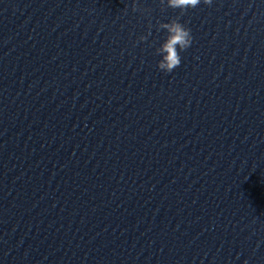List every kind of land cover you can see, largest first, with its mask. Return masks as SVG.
Wrapping results in <instances>:
<instances>
[{"label": "water", "instance_id": "water-1", "mask_svg": "<svg viewBox=\"0 0 264 264\" xmlns=\"http://www.w3.org/2000/svg\"><path fill=\"white\" fill-rule=\"evenodd\" d=\"M0 264H264V0H0Z\"/></svg>", "mask_w": 264, "mask_h": 264}, {"label": "clouds", "instance_id": "clouds-1", "mask_svg": "<svg viewBox=\"0 0 264 264\" xmlns=\"http://www.w3.org/2000/svg\"><path fill=\"white\" fill-rule=\"evenodd\" d=\"M162 6L172 9H179L183 15L188 9L196 8L201 4L211 5L212 0H159ZM137 5L133 3L132 11H137ZM151 27V25H149ZM166 30V37L159 47L155 49V54L160 57L157 61V68L164 73H171L181 63L180 52L191 46L192 35L189 28L180 23V16L171 18L167 23L158 22V30ZM142 35L139 41L146 40Z\"/></svg>", "mask_w": 264, "mask_h": 264}]
</instances>
